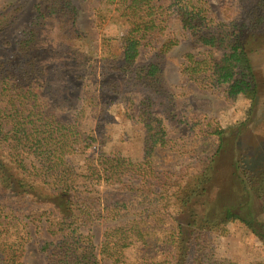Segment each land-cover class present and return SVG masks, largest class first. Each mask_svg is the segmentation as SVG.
Here are the masks:
<instances>
[{"label":"trees","instance_id":"obj_1","mask_svg":"<svg viewBox=\"0 0 264 264\" xmlns=\"http://www.w3.org/2000/svg\"><path fill=\"white\" fill-rule=\"evenodd\" d=\"M34 1L33 21L20 27L19 63H0V264H23L29 224L37 221H44L52 237L61 238L41 247L47 264H100L102 260L112 264H237L214 259L209 238L225 233L231 222L244 224L264 246V170L241 162L235 163V176L247 200L232 206L215 203L204 216L193 212L186 232L184 210L203 196L212 181L225 131L210 133L218 136V151L200 158L194 173H168L155 182L151 159L158 149L171 144L165 121L155 111L163 97L161 69L156 62L138 63L143 50L161 44L160 54L167 55L186 37L197 47L196 53L183 56L181 74L188 81L210 88L224 86L228 99L247 94L256 100L259 84L250 43L263 34L264 0H232L244 13L240 19L225 21L214 18L207 0H106L96 14L98 27L114 20L122 29L118 39L102 38L100 63L102 68L109 64L131 74L135 85L148 93L136 114L145 130V160L135 164L121 155L88 156L82 172L66 171L63 163L82 144L90 146L82 125L83 109L73 119H64L49 109L38 91H52L54 82L69 73L83 80L89 74L83 68L85 59L66 58L59 77L53 78L37 52L57 32L63 39L75 37L79 3L85 0ZM23 10L11 5L0 14V37L13 34ZM172 16L181 28L180 39L178 35L168 38ZM113 41L118 53L112 52ZM53 96L55 107L63 111L58 103L61 98ZM98 187L104 188L101 193ZM253 200L260 206L259 214L252 211ZM100 221L112 226L97 245L82 230Z\"/></svg>","mask_w":264,"mask_h":264},{"label":"rangeland","instance_id":"obj_2","mask_svg":"<svg viewBox=\"0 0 264 264\" xmlns=\"http://www.w3.org/2000/svg\"><path fill=\"white\" fill-rule=\"evenodd\" d=\"M105 1L80 2L75 37L63 39L57 32L37 52L48 71L53 73V78L59 77L57 75L62 72L63 61L68 57L85 59L86 65L83 68L89 73L84 74L83 80L76 78L79 74L69 73L61 81L54 82L56 84L52 85V91H38L50 104L49 109L59 113L64 119L76 117L79 108L84 111L81 115L82 125L85 137H89L90 146L82 144L77 154L64 158L63 169L66 171L75 169L82 172L85 170L86 157L102 154L121 155L135 164L145 160V130L138 123L136 114L138 104L148 93L135 85L131 74L118 72L106 63L102 68L100 63L103 55L102 38L118 39L122 29L114 20H107L103 27H98L96 14L102 10ZM207 1L210 12L219 21L234 17L240 19L243 16L241 7L235 6L232 0ZM34 4V0H0V14L11 5H19L21 10L24 7L21 21L13 34L6 33L0 37V63H19L16 48L20 32L33 21L36 15ZM168 24V38L173 39L175 35H178L177 38L181 37V28L174 23L173 16ZM262 33V36L254 38L250 43L251 60L259 84L256 100L247 94L228 99L224 95V86L210 88L188 81L181 74L183 56L189 52L196 53L197 47L186 37L181 38L183 40L180 45L167 55L160 54L161 44H158L153 50H143L138 60L140 64L156 62L161 69L159 86L163 89V97L157 101L155 111L165 121L167 139L171 144L170 147L158 149L151 159L157 177L155 182L168 173L181 174L185 170L194 173L200 158L218 151V136L210 133L225 131L212 181L207 185L203 196L184 210L182 223L186 232H189L193 212L204 216L215 203L232 206L237 201L247 200L243 196L241 182L235 176L236 162L254 170H264V30ZM112 46V52L118 53L114 41ZM56 65L57 70L53 71L52 67ZM53 94L61 98L58 103L62 105L63 111L55 107L57 98ZM200 131L204 133L194 135ZM103 189L96 188L99 193ZM252 204V211L259 214V204L256 200ZM110 226L111 223L100 221L82 232L91 235L95 244L100 245L104 232ZM28 231L30 241L25 246L23 264H47V257L41 252V247L46 242L56 244L61 238L52 237L47 232L44 221L30 223ZM209 238L214 259H226L237 264H264L263 243L240 222L229 223L225 233L220 236L212 234ZM100 264L112 262L102 260Z\"/></svg>","mask_w":264,"mask_h":264}]
</instances>
